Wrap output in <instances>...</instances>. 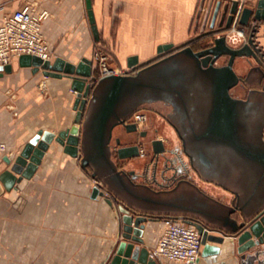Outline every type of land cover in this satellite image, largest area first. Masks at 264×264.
I'll return each mask as SVG.
<instances>
[{
	"label": "crops",
	"instance_id": "obj_1",
	"mask_svg": "<svg viewBox=\"0 0 264 264\" xmlns=\"http://www.w3.org/2000/svg\"><path fill=\"white\" fill-rule=\"evenodd\" d=\"M211 1L204 30H208L216 4L221 2L222 9L231 0H92L98 40L91 29L86 0H0V13L12 14L26 4L47 11L42 33L52 52L51 62L60 57L78 64L87 58L95 65V54L106 49L109 64L127 70L131 57H136L138 63L146 62L157 55L159 46H179L201 34ZM219 20L221 13L217 23ZM215 37L196 44L202 48ZM255 41L261 46L259 40ZM18 59L11 62L10 73L0 71V174L10 168L4 158L13 162L39 130L58 133L73 126L76 115L71 79L47 77L42 70L22 68ZM236 61L234 70L243 78L250 74L248 90H254L259 74L253 69L257 65L251 61L248 66L244 58ZM233 92L239 99H247L244 88L238 86ZM199 146L212 164L209 169L198 164L202 175L224 184L227 190L191 171L189 178L193 175L197 182L189 179L190 184L181 183V195H196L220 215H226L236 199L239 205L249 206L264 199V178L251 162L225 145L205 142ZM80 158L69 156L61 145L52 142L32 178L1 193L0 264H104L121 231L120 214L117 204L111 206L103 197H91L96 183L81 168ZM232 218L242 221L239 211ZM166 221L146 223L143 238L149 251L155 247ZM212 245L219 248L218 253L202 256L201 248L195 264H264V244L245 255L238 252L235 238Z\"/></svg>",
	"mask_w": 264,
	"mask_h": 264
},
{
	"label": "water",
	"instance_id": "obj_2",
	"mask_svg": "<svg viewBox=\"0 0 264 264\" xmlns=\"http://www.w3.org/2000/svg\"><path fill=\"white\" fill-rule=\"evenodd\" d=\"M211 3L207 7L202 30L205 29ZM239 4V0H231L221 9V2H218L209 30L182 45H161L154 58L142 63H138L136 57L129 58V71L138 70L133 76L109 75L94 81V64L87 58L72 64L60 57L51 62L33 55L20 56L18 64L22 68L30 67L34 72L42 70L47 77L71 79V90L76 93L73 106L76 115L70 128L58 133L39 130L13 162L7 156L4 158L10 168L0 174V195L3 191H11L23 179H31L50 145L55 142L69 156L79 158L81 155V168L96 183L91 197H103L111 206L117 204L121 231L107 264H161L150 256L143 238L146 223L159 219L182 218L193 223L201 235L202 256L217 254L219 248L212 243L222 244L224 238H235L238 252L243 255L262 246L264 199L256 200L250 206V203L239 205V199H236L227 214L220 215L196 195H181L179 186L183 181H178L172 190L159 191L135 183V172L119 170L113 156L120 160L137 158L141 154L139 146H121L119 139L115 140V147L111 145L116 126H123L127 133L137 131L129 120L145 104L161 101L172 105L177 123L175 127L182 129L180 99L190 95L192 79L198 77L199 83L193 86L197 100L193 99L195 114L192 140L189 141L191 151L185 152L192 170L202 180L227 190L224 184L204 177L199 170V163L204 164V168H212L204 150L198 149L200 144L207 142L225 145L240 154L264 178V56L253 39L256 28L252 26L247 42L238 48L230 47L222 35L232 27ZM86 8L91 29L98 40L92 0H86ZM219 13L221 20L227 16L226 25L215 29ZM252 21H264V0H257L254 8L246 5L241 9L239 25L247 27ZM213 36L217 37L206 48L197 51L192 48V44ZM223 58L225 62H222ZM237 58H244L248 66L251 61L257 65L252 68L259 74L254 90H248L250 74L243 78L234 70ZM0 71L10 73L12 65L2 66ZM238 86L248 92L246 100L234 94ZM152 150L154 155H160L166 148L161 140H154ZM100 169L108 170L105 178L99 174ZM174 171L172 178L177 173ZM184 182L190 184V181ZM236 211L242 215L240 222L232 218ZM255 255L257 259L259 253Z\"/></svg>",
	"mask_w": 264,
	"mask_h": 264
},
{
	"label": "built area",
	"instance_id": "obj_3",
	"mask_svg": "<svg viewBox=\"0 0 264 264\" xmlns=\"http://www.w3.org/2000/svg\"><path fill=\"white\" fill-rule=\"evenodd\" d=\"M243 4L244 1L240 0L232 27L222 33L226 43L232 48H238L247 42L244 29L238 23ZM48 16L47 11H39L35 4H26L12 14L1 15L0 13V67L11 64L13 60L22 55L37 56L44 61L51 59L52 52L42 33L43 22ZM259 23H251V28L252 26L256 28L255 33L258 31ZM254 42L264 56L261 46L255 39ZM94 61L99 70V76L97 79L93 78L94 81L105 76L123 75L130 72L129 69L118 70L111 67L107 54L103 52H97ZM143 117L142 114L137 113L132 120L139 125L143 122ZM201 248V235L196 226L185 219L173 218L166 221L165 228L155 247L149 252L150 256L157 260L195 264L199 259Z\"/></svg>",
	"mask_w": 264,
	"mask_h": 264
},
{
	"label": "flooded vegetation",
	"instance_id": "obj_4",
	"mask_svg": "<svg viewBox=\"0 0 264 264\" xmlns=\"http://www.w3.org/2000/svg\"><path fill=\"white\" fill-rule=\"evenodd\" d=\"M225 25H226V18H224L223 20H219L218 23L216 21L214 28L216 29V28L224 27ZM208 30H209V27H208ZM208 30H204L203 32H206ZM207 38H210V37H207ZM207 38H204L203 40H205ZM198 42H200V41H198ZM196 43L191 45L195 51L206 48V46H208V45H206L202 48H198ZM137 72H138V70H135V71H130V72L125 73V74L133 76V75H136ZM199 81L200 80H198V77L197 78L195 77V80L192 79L191 83H193V86L194 85L196 86L199 83ZM193 86H192V84L190 85V95L184 96L185 99H182V100L180 99V107L179 108H180V112L182 114V119H181L182 121L180 123V126L182 129L179 130L177 126L175 127V124H177V123H175V112H174L173 106L168 105V104L161 102V101L156 102L154 104H145L143 108H141L140 110H138L137 112H135L132 115V117L129 121L131 123L135 124V126L137 128L136 132L127 133L123 126H116L115 127V128L121 127L122 131L127 135H135L139 139L145 140L148 138V134H149L148 129L139 128V125L136 122H134L132 120V118L137 113L142 114L144 116L143 122L149 124L147 115L145 113L155 112L156 114L162 116L165 119V121L173 128L178 139L181 142V149H180V151H178L177 149H167L165 144H164V141L162 139L151 140V143H150L151 150H152V141L161 140L163 142L165 148H166V151L163 154L154 155L153 150H152L151 162L148 161V163H146V165L144 166V173L141 176L143 180L138 184L148 185L151 188H153L155 185L156 187H154L153 189H156V190H172L173 188H175L178 181H183V182L184 181H190L189 180L190 173L193 170L190 166V162H189L188 157L185 155V152L190 153V151H191L189 148V141L192 140V125H193V117L195 114V107H194L193 99L195 98L197 100L196 96L194 95L197 92L194 93ZM158 103L164 104L165 109L162 110L160 108H156V106H154V105L158 104ZM112 138H113V136H112ZM116 139H119L121 144L123 143L121 136H116L115 140ZM132 145H136V143H133V144L128 145V146H132ZM199 148H200V146H198V149ZM139 149H140V153L142 151V154H143V150L141 149L140 145H139ZM114 156L117 157L116 155H114ZM144 156H145V154H144ZM183 156H186V158L188 159L187 162H186V160L183 159ZM175 160L177 161V163L179 162L178 166H177V164H175ZM181 161L183 164H181ZM117 166L122 168L119 164V159L117 161ZM174 170H177V173H176V176H174V178H172L173 174L175 172ZM126 171L136 172L133 169H126ZM185 172H188V174L186 175ZM136 177H139V174L135 175L133 178V181L135 183H137Z\"/></svg>",
	"mask_w": 264,
	"mask_h": 264
},
{
	"label": "rangeland",
	"instance_id": "obj_5",
	"mask_svg": "<svg viewBox=\"0 0 264 264\" xmlns=\"http://www.w3.org/2000/svg\"><path fill=\"white\" fill-rule=\"evenodd\" d=\"M243 1H244V4H246L247 6L254 8L255 3H256L257 0H243ZM251 23H249V25L247 27H242V29H244V33H245L246 39H248V37H249V35L251 33V31H250L251 30ZM260 24H261V26H260ZM259 37H260L261 40L259 39ZM254 39L259 40V43L261 44L262 51L264 52V49H263L264 48V22H260L259 23V28H258V31L255 33ZM103 53L106 54L107 52L103 51ZM225 61H226V59L223 58L222 62H225ZM236 64H237V61H236ZM111 67L117 68L116 66H113V65H111ZM117 69L121 70L120 68H117ZM98 76H99L98 65L95 64L94 65L93 77L95 79H97ZM154 106H156V108H160L162 110L165 109L164 105L160 104V103L155 104ZM145 114L147 115L149 124L142 122V123L139 124V128L148 129L149 134H148V138L147 139L144 140V139H139L135 135H127V134H125L122 131L121 127H117V128L114 129L113 138H112V141H111V145L115 146V137L116 136H121L122 137V142H123L121 144V146H128V145H131L133 143H136L137 146L140 145L141 149L143 150V154H142V151H141V155L139 157H137V158L128 159V160L126 159L125 161L124 160L119 161V164L122 167V168L119 167V170H122V171L126 172V169H133V170L136 171L135 173L139 174V177H136L137 183H140L143 180L141 176L144 173V166L146 165V163H148V161L151 162V159H152V155H151L152 154V150H151V147H150L151 140H153V139H162L164 141V144H165L167 149H177L178 151H180V149H181V144H180V141H179L175 131L165 121V119L162 116L156 114L155 112H147ZM144 154H145V156H144ZM113 160L117 164V157L113 156ZM184 160L187 161V158H185ZM175 164H177V166H178L179 162L177 163V161L175 160ZM107 172H108V170H104V169H100L99 170V174L101 176L103 175L104 178H105V175L107 174ZM192 176L189 179L192 180V181L197 182L195 180V178L194 179L192 178ZM198 184H200V186L202 188H204L206 190L208 189V187H206L203 183H199V181H198ZM109 185H110V183H109ZM154 187H156V186L154 185ZM113 190H114V186H113ZM211 191L215 192L214 189L211 190ZM215 194H216V192H215ZM218 197H221V195H218ZM151 226L155 227L154 223ZM118 240H119V237L117 238V240L114 243L113 247L110 249L109 253L107 254L105 259L103 260L104 263H106V264L108 263V260L112 256V254L114 252V249H115V246H116V243L118 242ZM147 249H148V246H147ZM72 259L73 258L71 257L70 260L72 261ZM68 262H69V260H68Z\"/></svg>",
	"mask_w": 264,
	"mask_h": 264
},
{
	"label": "trees",
	"instance_id": "obj_6",
	"mask_svg": "<svg viewBox=\"0 0 264 264\" xmlns=\"http://www.w3.org/2000/svg\"><path fill=\"white\" fill-rule=\"evenodd\" d=\"M102 50L108 53V51H107L106 49H102ZM234 215H235V214H233L232 216H234Z\"/></svg>",
	"mask_w": 264,
	"mask_h": 264
}]
</instances>
